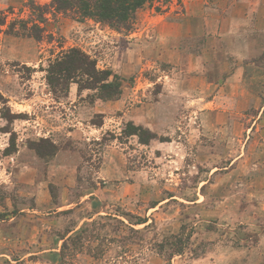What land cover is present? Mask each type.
Instances as JSON below:
<instances>
[{"label": "rangeland", "instance_id": "374dc122", "mask_svg": "<svg viewBox=\"0 0 264 264\" xmlns=\"http://www.w3.org/2000/svg\"><path fill=\"white\" fill-rule=\"evenodd\" d=\"M70 48L116 98L52 92ZM263 109L264 0H152L129 30L0 0V264H264Z\"/></svg>", "mask_w": 264, "mask_h": 264}, {"label": "trees", "instance_id": "16d2710c", "mask_svg": "<svg viewBox=\"0 0 264 264\" xmlns=\"http://www.w3.org/2000/svg\"><path fill=\"white\" fill-rule=\"evenodd\" d=\"M151 1L52 0V4L56 11H71L80 20L90 18L104 22L118 30H129L136 12ZM36 20L38 21L32 23L30 26H28L29 21L20 20V30L24 34H29L40 39L43 28L40 27L38 22L43 21L42 13H38ZM46 72L47 82L54 94L65 89L67 90L70 82H76L80 88H89L94 85L98 86L101 91L98 97L104 100L116 98L120 93L119 81L108 80L111 71L97 69L96 61L77 48H70L54 61L50 62L46 68ZM99 81L101 83L97 85ZM129 134L137 135L141 143H146L155 136L149 130H144L142 127L135 125H131Z\"/></svg>", "mask_w": 264, "mask_h": 264}, {"label": "crops", "instance_id": "0c3cea01", "mask_svg": "<svg viewBox=\"0 0 264 264\" xmlns=\"http://www.w3.org/2000/svg\"><path fill=\"white\" fill-rule=\"evenodd\" d=\"M247 65L246 66L237 65V67L232 72H228V75H226L225 78L223 79L222 87L219 89V92L221 90L223 92H225L229 86H236L233 84H237V86H239V87L240 86H242V87L246 86L247 85L246 82H247V80H249V78H248V75L245 74V68L244 67H247ZM230 90L231 89H229V91H227V92H230ZM233 96H236V95L234 94V95H232V97ZM262 114H264V109L261 110L260 116ZM256 125H259V124L256 123ZM251 126L253 127L254 125H251ZM254 128H255L254 130H256L257 126H255Z\"/></svg>", "mask_w": 264, "mask_h": 264}]
</instances>
